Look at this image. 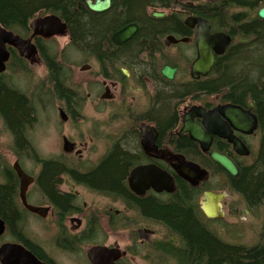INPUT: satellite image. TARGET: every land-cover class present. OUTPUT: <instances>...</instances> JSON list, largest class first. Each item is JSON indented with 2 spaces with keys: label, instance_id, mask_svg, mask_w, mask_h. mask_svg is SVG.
Listing matches in <instances>:
<instances>
[{
  "label": "flooded vegetation",
  "instance_id": "obj_1",
  "mask_svg": "<svg viewBox=\"0 0 264 264\" xmlns=\"http://www.w3.org/2000/svg\"><path fill=\"white\" fill-rule=\"evenodd\" d=\"M55 1L24 22L0 19V264H23V250L36 264H254L264 207L210 155L241 174L262 147L252 102L215 86L217 59L263 22L261 1ZM207 33L221 47L231 40L223 55ZM202 39L215 59L206 74L194 69ZM231 110L257 117L252 135L233 127ZM191 126L212 135L207 152ZM184 169L207 175L192 182Z\"/></svg>",
  "mask_w": 264,
  "mask_h": 264
},
{
  "label": "trees",
  "instance_id": "obj_2",
  "mask_svg": "<svg viewBox=\"0 0 264 264\" xmlns=\"http://www.w3.org/2000/svg\"><path fill=\"white\" fill-rule=\"evenodd\" d=\"M259 1L260 7H264V0H214L216 7L230 8L243 4L256 5ZM48 2L49 0H0V19L7 23L24 22L35 4ZM55 2L61 3L63 0ZM235 19L239 21L241 17L236 15ZM257 25H261L262 36L256 40L254 31ZM242 30L246 34L252 30L253 40L233 45L227 55L217 59L215 86L216 89L230 88V92L244 93L246 103L254 104L255 112L260 118L263 131L261 150L251 165L240 163L241 174L238 179H229L231 188L240 192L252 206L264 207V21L251 26L245 25ZM247 255L248 260L255 262L254 264H264V245L258 251H247Z\"/></svg>",
  "mask_w": 264,
  "mask_h": 264
},
{
  "label": "water",
  "instance_id": "obj_3",
  "mask_svg": "<svg viewBox=\"0 0 264 264\" xmlns=\"http://www.w3.org/2000/svg\"><path fill=\"white\" fill-rule=\"evenodd\" d=\"M258 17L264 21V7L258 12ZM46 25H47V21H44L43 23L40 24L42 28L45 27ZM32 27L34 28V25ZM206 35H208L210 39L212 37V39L214 40L215 51L217 55H223L225 53L226 48L231 44V40L227 38V40L225 39L221 47L222 42H221L220 37L222 36L220 35L211 36L209 33H207ZM206 46H207V43L203 39L199 41L200 58L194 66V69L196 70L198 74L208 73L215 64L214 57L207 56ZM250 105H251V108L254 107L253 103H251ZM229 112H230V116L228 117V119L231 121L233 127L236 130L246 135H252L254 133V131L257 128V119H256L257 117L256 116L251 114V112L242 111L239 113V111L237 110H231ZM205 119H210V118H205ZM189 130L192 134V138L195 141L199 142L202 145L204 151L207 152L208 147H209L208 145L210 141L212 140V135L205 132L200 126H191ZM226 137L234 145V150L239 156L249 157L251 155L250 150H248L247 147L243 143L237 140L233 136L232 132ZM210 158L212 159V161L218 164L230 177L234 179L239 178L240 171L238 167L235 165V163L232 161V159H230L227 156L221 155L219 153H212L210 155ZM180 174L182 175V177L192 182H197L200 179H203V177L207 175L205 171H201L197 169L195 170H185L184 169L180 172ZM162 177H164L163 174H162ZM209 196L210 198L222 200L224 195L221 194L219 196H215V195L209 194ZM24 205L30 211H33V212L38 211L37 209H33L29 207L26 203ZM219 208L220 206L217 207V210H219ZM206 213L209 218L216 217V215L213 213H210L208 211ZM3 227L4 225L0 221V235H2ZM18 251H19V248H18ZM3 253H4V248L0 250V261L2 260ZM19 254H21V258L23 259V264H26V263L36 264V259L32 255L27 253L25 250H23L22 253L19 251Z\"/></svg>",
  "mask_w": 264,
  "mask_h": 264
},
{
  "label": "rangeland",
  "instance_id": "obj_4",
  "mask_svg": "<svg viewBox=\"0 0 264 264\" xmlns=\"http://www.w3.org/2000/svg\"><path fill=\"white\" fill-rule=\"evenodd\" d=\"M261 7H259L257 10H256V13L258 12V10L260 9ZM239 42H237L236 44H238ZM254 153H253V159H251V160H249L247 163L248 164H252L253 163V161L255 160V156L257 155V153H258V148H254ZM41 157H43V158H46L47 157V154H44V155H41Z\"/></svg>",
  "mask_w": 264,
  "mask_h": 264
}]
</instances>
